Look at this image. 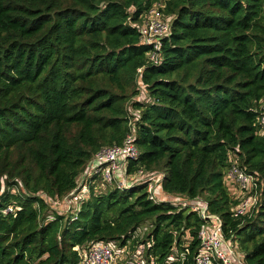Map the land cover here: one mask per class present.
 Instances as JSON below:
<instances>
[{"label":"trees","instance_id":"16d2710c","mask_svg":"<svg viewBox=\"0 0 264 264\" xmlns=\"http://www.w3.org/2000/svg\"><path fill=\"white\" fill-rule=\"evenodd\" d=\"M155 4L171 19L156 66L137 31ZM261 100L264 0H0V210L15 209L0 214V264H79L74 249L101 242L145 246L153 264L170 254L184 259L169 264H195L204 220L143 187L92 185L75 215L49 211L129 135L139 155L127 174L163 175L157 195L203 204L245 264H264ZM232 164L258 201L242 216Z\"/></svg>","mask_w":264,"mask_h":264},{"label":"built area","instance_id":"2783aa9c","mask_svg":"<svg viewBox=\"0 0 264 264\" xmlns=\"http://www.w3.org/2000/svg\"><path fill=\"white\" fill-rule=\"evenodd\" d=\"M163 6L161 4H155L149 11H147L142 17L137 27L139 32L140 43L149 47L146 53V60L150 65H158L160 62V48L161 41L169 35V23L170 18L165 16L162 11ZM142 69H138L141 72ZM258 107L255 124L258 127L259 134L264 135V100H261ZM138 150L133 143V136L129 135L120 146H112L99 151L94 159L87 165L85 170L79 175L81 181V191L84 197L89 191V187L94 184L97 178H101V182L104 185H110L113 182L116 190L125 191L132 188L143 187L140 186L139 181L142 177H146L144 181V187L149 189L146 193L149 195V200L153 202H172L175 205L186 209L188 207L177 204L174 199L169 200L166 195L160 196L155 193L158 185L163 179V175H151L142 170H139L133 174H127V163L134 161L138 158ZM129 176L130 181L126 178ZM226 183L228 191L235 195H241L246 193L241 199V204L237 208H233L234 216H242L252 212L256 207V196H249L251 186H254L252 177L243 173L237 166L233 165L226 173ZM94 186V185H93ZM77 188V186H76ZM75 188V189H76ZM74 189V190H75ZM95 189V187H94ZM244 191V192H243ZM73 192V191H72ZM256 200L255 204H251L252 200ZM82 200V199H81ZM250 200V202H249ZM195 203L193 210L199 211L200 217L204 220L205 224L201 226L198 232V240L200 242L199 254L195 259V264H245L240 259L235 251L236 248L232 240H226L221 233L222 220L219 216L206 212L205 209H199L198 201L187 200ZM249 207L248 211L246 210ZM15 212L14 207L9 206L3 210H0V214L3 216ZM80 256L79 264H153L147 261L144 257L146 250L145 246L138 245L135 251L130 248V245H125L121 249H116L114 246L106 243H93V245L79 249L75 248ZM127 254V256H126ZM184 254H181L179 258L170 254L167 258V264L180 262L182 263Z\"/></svg>","mask_w":264,"mask_h":264},{"label":"rangeland","instance_id":"374dc122","mask_svg":"<svg viewBox=\"0 0 264 264\" xmlns=\"http://www.w3.org/2000/svg\"><path fill=\"white\" fill-rule=\"evenodd\" d=\"M82 178H80L79 176L76 179L77 182V188L75 190H73V192H70L66 197H64L62 200L60 199H52L49 201H46L48 203L47 207L50 211H55L59 214H62L64 216L70 215H75V213L77 212L78 208H79V201H81V199H84V195L82 194L81 191V186H79V183L82 182L81 181ZM127 181H130L131 178L129 176H127L126 178ZM146 180V177H142V179L139 181L140 186L144 187V181ZM83 183V182H82ZM116 184H119L116 182ZM94 187L97 190V193H106L107 191H112L114 189H117L115 185V182H113L110 185H104V182H101V178H97L96 181H94ZM149 189V186H146V191ZM145 190V188H144ZM11 191V190H10ZM246 193L241 194V195H237V197L239 196H245ZM166 197L169 200L174 199V201L184 207H188L190 208V210H193L195 208V203L191 202V201H187V198H185L182 195H169L166 194ZM45 198V197H44ZM250 202V200H249ZM258 202V201H257ZM256 200H252L251 204H255ZM257 206V204H256ZM186 208V209H188ZM249 207L246 209L248 211ZM250 210V209H249ZM51 213V212H49ZM141 231H144L143 229H141ZM234 242V241H233ZM236 248H234V251L236 253V255L243 260L244 254L239 250L238 245L234 242ZM127 256V254H126ZM244 261V260H243ZM244 263V262H243Z\"/></svg>","mask_w":264,"mask_h":264},{"label":"bare ground","instance_id":"6f19581e","mask_svg":"<svg viewBox=\"0 0 264 264\" xmlns=\"http://www.w3.org/2000/svg\"><path fill=\"white\" fill-rule=\"evenodd\" d=\"M116 184V183H115ZM198 207H199V209H205L206 210V206H204L203 204H198ZM190 209V208H189ZM192 212H197V213H199V211H195V210H191ZM199 216H200V214H199ZM221 228H222V226H221ZM221 233H222V230H221Z\"/></svg>","mask_w":264,"mask_h":264}]
</instances>
